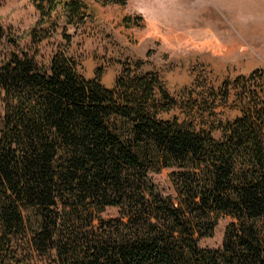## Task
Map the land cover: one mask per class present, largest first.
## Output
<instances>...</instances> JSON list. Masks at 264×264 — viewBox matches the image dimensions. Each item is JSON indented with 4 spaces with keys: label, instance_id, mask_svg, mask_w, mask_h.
<instances>
[{
    "label": "trees",
    "instance_id": "1",
    "mask_svg": "<svg viewBox=\"0 0 264 264\" xmlns=\"http://www.w3.org/2000/svg\"><path fill=\"white\" fill-rule=\"evenodd\" d=\"M31 3L28 31L0 23V264H264V72L226 81L241 116L197 131L160 119L177 103L156 73L125 67L107 88L102 70L87 80L60 50L46 63L60 21L78 27L94 11ZM164 170L172 194L153 180ZM225 217L222 246L201 248Z\"/></svg>",
    "mask_w": 264,
    "mask_h": 264
},
{
    "label": "rangeland",
    "instance_id": "2",
    "mask_svg": "<svg viewBox=\"0 0 264 264\" xmlns=\"http://www.w3.org/2000/svg\"><path fill=\"white\" fill-rule=\"evenodd\" d=\"M86 1L94 19L78 27L62 19L55 37L42 46L46 63L52 52L60 50L87 80L102 70V84L107 88L114 87L125 67L136 74L156 73L177 103L160 119H177L197 131L209 130L216 120L227 123L241 116L237 91L231 85L224 100L221 89L226 81L264 72V0H124L125 5L117 0L109 5ZM138 16L143 18L140 27H125V17ZM37 19L31 0H0L4 28L23 33ZM212 135L219 140L222 132ZM171 173L164 170L153 176L165 194L173 193ZM117 215L118 209L108 208L103 217ZM230 222L222 218L213 237L202 239L199 246L220 248Z\"/></svg>",
    "mask_w": 264,
    "mask_h": 264
},
{
    "label": "crops",
    "instance_id": "3",
    "mask_svg": "<svg viewBox=\"0 0 264 264\" xmlns=\"http://www.w3.org/2000/svg\"><path fill=\"white\" fill-rule=\"evenodd\" d=\"M111 88V87H110Z\"/></svg>",
    "mask_w": 264,
    "mask_h": 264
}]
</instances>
